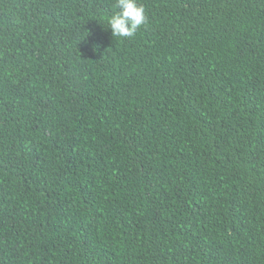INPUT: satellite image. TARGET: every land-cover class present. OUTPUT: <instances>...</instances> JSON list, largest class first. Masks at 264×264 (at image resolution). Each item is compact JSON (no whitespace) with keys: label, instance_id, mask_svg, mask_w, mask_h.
<instances>
[{"label":"trees","instance_id":"trees-1","mask_svg":"<svg viewBox=\"0 0 264 264\" xmlns=\"http://www.w3.org/2000/svg\"><path fill=\"white\" fill-rule=\"evenodd\" d=\"M0 0V264H264V0Z\"/></svg>","mask_w":264,"mask_h":264},{"label":"clouds","instance_id":"clouds-1","mask_svg":"<svg viewBox=\"0 0 264 264\" xmlns=\"http://www.w3.org/2000/svg\"><path fill=\"white\" fill-rule=\"evenodd\" d=\"M116 11L101 20L113 38H132L147 22L144 6L139 0H115Z\"/></svg>","mask_w":264,"mask_h":264}]
</instances>
